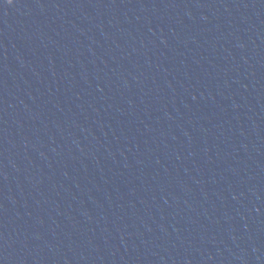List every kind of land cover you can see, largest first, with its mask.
I'll list each match as a JSON object with an SVG mask.
<instances>
[{"label":"water","instance_id":"95a60500","mask_svg":"<svg viewBox=\"0 0 264 264\" xmlns=\"http://www.w3.org/2000/svg\"><path fill=\"white\" fill-rule=\"evenodd\" d=\"M0 264H264V0H0Z\"/></svg>","mask_w":264,"mask_h":264},{"label":"clouds","instance_id":"9594fccd","mask_svg":"<svg viewBox=\"0 0 264 264\" xmlns=\"http://www.w3.org/2000/svg\"><path fill=\"white\" fill-rule=\"evenodd\" d=\"M8 3L11 4L12 3V0H8Z\"/></svg>","mask_w":264,"mask_h":264}]
</instances>
